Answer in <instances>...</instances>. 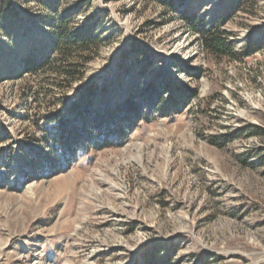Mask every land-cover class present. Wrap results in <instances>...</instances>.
I'll return each instance as SVG.
<instances>
[{"label": "rangeland", "instance_id": "374dc122", "mask_svg": "<svg viewBox=\"0 0 264 264\" xmlns=\"http://www.w3.org/2000/svg\"><path fill=\"white\" fill-rule=\"evenodd\" d=\"M147 258L264 264V0H0V264Z\"/></svg>", "mask_w": 264, "mask_h": 264}, {"label": "trees", "instance_id": "16d2710c", "mask_svg": "<svg viewBox=\"0 0 264 264\" xmlns=\"http://www.w3.org/2000/svg\"><path fill=\"white\" fill-rule=\"evenodd\" d=\"M227 16L224 15L221 21L224 22ZM217 22L207 29H202L200 21L193 17L187 19L186 28L190 33L198 36L200 47L207 55L215 58L233 59L237 57L236 52L230 43H228L225 31L220 26H217ZM52 36L55 51L62 55L64 58L63 62H65V65L58 69L57 73L64 76V81L67 83L75 78L81 77V68L83 67L85 59L88 58L84 56L86 53L89 54L92 51L96 39L92 37L79 39L75 35L72 36L69 34L68 19L66 17H62L54 22ZM69 59H74V61L70 62ZM39 67L41 66H34L33 68ZM28 68H30V65ZM146 264L154 263L152 259H148L146 260Z\"/></svg>", "mask_w": 264, "mask_h": 264}]
</instances>
